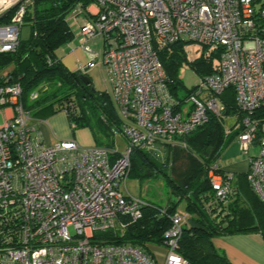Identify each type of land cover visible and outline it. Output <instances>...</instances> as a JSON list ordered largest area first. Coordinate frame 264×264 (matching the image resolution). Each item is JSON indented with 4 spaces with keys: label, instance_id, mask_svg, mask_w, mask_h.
<instances>
[{
    "label": "built area",
    "instance_id": "2783aa9c",
    "mask_svg": "<svg viewBox=\"0 0 264 264\" xmlns=\"http://www.w3.org/2000/svg\"><path fill=\"white\" fill-rule=\"evenodd\" d=\"M83 0L68 17L76 23L89 57L78 62L82 75L101 66L122 120L125 151L75 141L51 146L32 138L33 119L22 104L19 84L0 87V264H190L179 253L187 215L176 213L165 245L146 254L131 244L106 243L104 235L124 230L143 217L148 204L127 190L134 149L158 152L162 143L181 141L220 115L217 99L233 88L246 114L237 137L243 151L260 146L249 158L248 180L264 205V0ZM33 0H0V18L16 9L10 24L0 25V54L15 52ZM81 18V19H80ZM198 43L223 49L220 71L207 77L189 99L174 97L154 43ZM100 42L104 52L94 50ZM209 178L218 199L232 186L214 169Z\"/></svg>",
    "mask_w": 264,
    "mask_h": 264
},
{
    "label": "trees",
    "instance_id": "16d2710c",
    "mask_svg": "<svg viewBox=\"0 0 264 264\" xmlns=\"http://www.w3.org/2000/svg\"><path fill=\"white\" fill-rule=\"evenodd\" d=\"M80 1L33 0L24 18V23L32 28L30 38L20 39L15 52L0 54V87L19 84L23 107L33 120L61 112L71 121L86 120L83 109L91 96L92 80L85 84L81 72L68 69L57 54L74 40L68 17ZM90 4L91 1L83 0L84 8ZM15 14L16 9H13L2 16L0 25L10 24ZM188 44L182 41L170 45L154 43L174 97H178L180 88H186L180 77L184 65L195 71L202 81L220 71L222 48L203 46L201 55L190 61L186 51ZM197 87L189 90V94ZM99 98L104 100L99 132L92 133L91 126L89 130L95 146L115 148L117 134L124 137L123 122L111 94L101 93ZM217 99L224 111L220 115L210 114L207 123L181 139L183 144L162 143L158 152L133 150L129 178L140 182L165 179L170 198L165 206L147 203L140 220L128 224L124 230L104 235L106 243L131 244L153 255L155 248L165 245L171 218L182 203L187 221L178 253L190 264H232L225 252L216 248L215 241L220 238L257 234L264 238V205L251 187L248 173L238 174L229 181L232 193L226 201L218 199L211 184L212 169L224 180L229 179L217 164L244 129L246 116L236 103L233 88ZM255 118L261 120L262 129L264 110L255 114ZM174 197L177 199L173 200ZM6 235L7 230L1 223V242L6 243Z\"/></svg>",
    "mask_w": 264,
    "mask_h": 264
},
{
    "label": "rangeland",
    "instance_id": "374dc122",
    "mask_svg": "<svg viewBox=\"0 0 264 264\" xmlns=\"http://www.w3.org/2000/svg\"><path fill=\"white\" fill-rule=\"evenodd\" d=\"M71 28L73 32L75 34L77 33L78 35L79 28L77 24L72 23ZM31 33H32L31 25L27 22L24 23V26L21 28L20 39L23 41L28 40L31 36ZM79 44L80 41L78 39L77 41L74 42L73 45L77 47ZM91 46L94 50L100 51L101 53L104 52L103 45L100 44V42L93 43L91 44ZM186 51H187L188 59L192 61L201 55L203 51V46L198 43H189L186 47ZM69 53H70V49H68L67 46H64L57 52L59 57H63V56L67 57L69 56ZM73 61L75 63H78L76 60H74V58ZM80 62L82 64H85L88 61L81 60ZM88 75L92 80V89L90 90L91 96L88 97V104L86 105L85 109H83L86 115V120L80 119L78 121H71L70 119H68V117H66L69 133L74 139H69L65 141L77 142L75 139L77 135H79L81 132H85V134H87V136L89 137V141H91V136L88 133L91 130L89 126H91L93 129L91 130L92 133L97 134V131L99 130L100 120L104 115L102 108V105L104 104V100L102 98H99V94L106 92L111 94L112 89L105 80V73L101 66H97L96 68L89 70ZM180 77L183 80L186 88H180L178 90L177 95L179 99L185 101L190 97L188 91L194 88L195 86L200 85L202 80L200 76H198L195 73V71H193L188 65L183 66V68L180 71ZM6 110H3L0 114V126L3 125L4 123ZM58 114L67 116L65 112L56 113V116H58ZM50 115L52 114L39 116L36 120L48 122L50 119ZM73 125L77 126V129H74ZM85 127H87L88 129H86ZM77 143L84 148L93 147V146H83L79 142ZM126 146H127L126 139L121 134H117L115 139V147L119 151H125ZM259 153H260V146L252 145L250 151L246 152L241 149V145L237 142V140H235V142L232 143L223 153L222 159H220L218 163L221 165L238 164L241 167L244 166V164H246L249 161V158L257 157ZM121 190L124 193L129 194L133 198L141 199L146 203L157 204L160 206H165L170 198L169 188L167 187L165 179H160L158 181L150 180V181L140 182L139 180L130 177L127 182V190L125 189H121ZM176 199L177 198L175 197L173 198V200ZM178 213L184 214V203H182L179 206ZM255 236H259L258 238L260 239L263 237L262 235H255Z\"/></svg>",
    "mask_w": 264,
    "mask_h": 264
},
{
    "label": "crops",
    "instance_id": "0c3cea01",
    "mask_svg": "<svg viewBox=\"0 0 264 264\" xmlns=\"http://www.w3.org/2000/svg\"><path fill=\"white\" fill-rule=\"evenodd\" d=\"M78 39L80 44L75 47L73 44ZM81 43L82 38L78 31V35L74 33V40L67 45L68 49H70L69 56L60 57L71 71H76L78 64L73 61V58L77 62L81 60L89 61L88 57L79 48ZM6 113L9 114V110H6ZM66 117L67 116L58 114V116L55 115L50 117L48 122L33 120L31 126L35 128V131L31 133L32 138H37L39 136L42 139V144L45 146H51L60 141L74 139L69 133ZM88 133L91 136V141H89V137L85 132H81L77 135L75 140L83 146H95L96 143L93 135L90 131ZM220 159H222V157ZM217 165L220 170L230 178H234L238 174H246L249 170V161L241 167L238 164L221 165L218 163ZM258 237L259 236L255 235L223 237L216 240L215 245L218 250L225 252L232 264H264V238L262 237L260 239Z\"/></svg>",
    "mask_w": 264,
    "mask_h": 264
},
{
    "label": "water",
    "instance_id": "95a60500",
    "mask_svg": "<svg viewBox=\"0 0 264 264\" xmlns=\"http://www.w3.org/2000/svg\"><path fill=\"white\" fill-rule=\"evenodd\" d=\"M81 79L83 80V82L85 84H90L91 83V79L88 76H86V75H81Z\"/></svg>",
    "mask_w": 264,
    "mask_h": 264
}]
</instances>
